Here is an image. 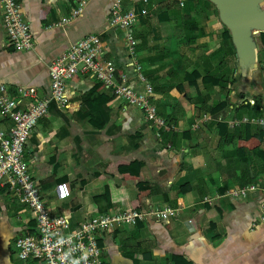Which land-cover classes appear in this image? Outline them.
<instances>
[{"label": "crops", "instance_id": "1", "mask_svg": "<svg viewBox=\"0 0 264 264\" xmlns=\"http://www.w3.org/2000/svg\"><path fill=\"white\" fill-rule=\"evenodd\" d=\"M75 1L18 0L34 37V48L27 52L10 46L0 4V84L11 90L34 87L39 98L49 97L52 62L73 43L94 34L101 37L103 60L127 72L131 86L142 92L144 86L130 66L126 31L109 24L115 0H90L75 20L57 26L71 14ZM151 1L159 3L155 15L141 18L134 26L139 42L137 59L154 87L158 115L173 129L157 138V129L146 121L141 109L116 98L92 75L78 74L68 83V107L52 103L28 140L26 160L32 176L47 207L54 214L67 216L72 228L109 210L133 208L141 183L150 187L141 200V210H179L177 218L169 222L149 218L136 227L103 232L99 241L102 264H264L262 194H250L244 200L229 195L240 187L246 168L242 163L245 156L231 142L236 140L232 132L249 125L229 128L222 121L227 112L221 111L194 131L196 120L211 114L210 108L223 102L227 94L220 87H207L190 104L184 100L189 95L186 84L192 79L191 70L206 76L231 67L228 60L235 57L224 40L227 28L214 5L202 0H187L184 7L176 2ZM234 64L232 76L242 84L238 59ZM236 72L240 76L234 77ZM242 85L228 93L230 108L264 94L250 84L243 95ZM180 86H185V91ZM232 117L240 118L237 112ZM7 125L2 122L4 128ZM251 128L259 132L264 127ZM120 160L142 163L140 178L123 180L107 174L108 167ZM258 179L262 181L264 176ZM109 180L127 189L128 200L114 202L101 212L105 204H97L95 198L105 194ZM60 182L71 188L72 196L65 202L54 199ZM185 186L191 189L182 195ZM210 207L221 212L215 228L211 223L218 214H209ZM36 234L33 212L0 186V264H40L21 261L15 247L19 237Z\"/></svg>", "mask_w": 264, "mask_h": 264}, {"label": "built area", "instance_id": "2", "mask_svg": "<svg viewBox=\"0 0 264 264\" xmlns=\"http://www.w3.org/2000/svg\"><path fill=\"white\" fill-rule=\"evenodd\" d=\"M176 2L184 7L186 0H163ZM90 0H76L75 7L68 17L63 18L57 26H66L87 7ZM3 8V25L10 46L19 52L34 48V37L29 23L22 12L18 0H0ZM159 8V3L151 0H115L111 7L109 24L113 28H123L127 43L130 66L136 78L143 84L142 92L131 86L127 72H120L110 61L103 60L104 48L101 37L91 34L76 43L57 57L49 68L51 93L47 98H39L34 87H18L11 90L0 84V186L7 188L34 214L37 234L21 236L16 240L17 257L27 262L36 260L40 264H102L103 250L100 235L120 227H136L149 218L169 222L176 219L179 210L166 207L163 209H121L109 210L85 220L72 228L65 215H57L47 207L44 194L34 180L29 163L26 160V145L36 130L41 119L49 113L52 103L59 107H68V83L78 74H89L98 79L112 94L129 105L144 112L145 119L157 129V138L163 132H170L173 126L158 115L154 103V87L148 82L143 66L137 59L139 44L134 26L141 18H152ZM31 100V102H27ZM255 105L256 99L249 100ZM228 114V113H227ZM213 115L204 114L198 118L192 129L198 130L203 124L213 120ZM224 121L229 128L240 126H262L264 118L243 116L231 117ZM2 122L7 123L4 128ZM261 193L264 198V184L252 183L232 189L229 195L244 200L250 194ZM72 192L67 182H60L55 188L54 199L65 202ZM210 204L213 200L208 199ZM261 222L264 223V199L260 204Z\"/></svg>", "mask_w": 264, "mask_h": 264}, {"label": "trees", "instance_id": "3", "mask_svg": "<svg viewBox=\"0 0 264 264\" xmlns=\"http://www.w3.org/2000/svg\"><path fill=\"white\" fill-rule=\"evenodd\" d=\"M187 1V0H186ZM196 0H188V2H194ZM206 2L208 6H213L210 2L206 0H202ZM257 43L259 45V64L264 63V33H259L256 35ZM224 40L226 41L227 45L231 47V51L233 56L236 58V51L232 44L231 36L228 30H226L224 34ZM222 65V63H221ZM226 65V64H225ZM263 67L260 69L259 73L255 77V84L254 90L263 91L264 90V72L261 73ZM192 79L187 81V86L189 90V95L186 96L184 99L187 104H190L191 101L202 94V89H206L207 87H220L221 90L227 94V98L223 101L218 103L215 107L210 108V113L212 115L218 114L221 111H226L227 118H231L234 113L237 112L240 118L245 115H249L255 118H264V100L261 97V94H258L259 97L256 98L255 105H251L249 99L243 101L241 105L236 106L234 105L233 108H230L231 100L228 98V93H231L233 89L241 86L243 84L240 83L239 78L231 79V76L234 73V70H231L229 67H225L224 70L221 69L218 75H206L202 76L197 70H191ZM263 74V76H262ZM259 80H257V78ZM263 77V78H262ZM263 79V80H262ZM259 82V83H258ZM103 85V84H102ZM104 86V85H103ZM241 94H246L248 89V84H243ZM252 86L250 88H252ZM105 87V86H104ZM232 87V88H231ZM107 88V87H106ZM181 90L185 91V86H180ZM253 90V91H254ZM238 94V93H237ZM236 94V95H237ZM239 95V94H238ZM171 125V124H169ZM237 128L233 130V138L235 137L236 140L231 139L232 144L234 143L235 149L237 152H242L245 156L242 159V163L246 166L245 173L242 174L240 179V187L258 183L264 184V179L259 181L260 176H264V128L261 129L259 132H253L251 126H245L243 128ZM224 137L226 138L228 134L227 126H224ZM226 144L229 143L227 139ZM254 159L257 160L258 165L255 164ZM142 163L139 162H128L124 160L117 161L111 164L107 169V174L111 175L112 177H119L123 180H137L140 178V173L142 170ZM259 168V171L256 169ZM101 177V176H100ZM139 188L141 193L139 198L133 202V209L141 210V200L145 196H147L150 192V187L148 185L139 184ZM190 186H185L181 188V194H185L186 192L190 191ZM128 200V192L124 186H118L114 183L113 180H109L108 184L106 185V192L104 195L96 197L95 202L99 205L105 204V206L101 209V212L106 211L108 208L112 206V203L119 202L124 204ZM212 212L217 213V219L213 220L211 223L212 228L216 227L217 222L221 219V212L219 209L215 207L209 208V214L212 215Z\"/></svg>", "mask_w": 264, "mask_h": 264}, {"label": "water", "instance_id": "4", "mask_svg": "<svg viewBox=\"0 0 264 264\" xmlns=\"http://www.w3.org/2000/svg\"><path fill=\"white\" fill-rule=\"evenodd\" d=\"M217 9L230 33L243 84L250 85L260 71L256 35L264 33V0H206Z\"/></svg>", "mask_w": 264, "mask_h": 264}, {"label": "rangeland", "instance_id": "5", "mask_svg": "<svg viewBox=\"0 0 264 264\" xmlns=\"http://www.w3.org/2000/svg\"><path fill=\"white\" fill-rule=\"evenodd\" d=\"M228 61H231V62H230L231 67H230V68H232V69H233V68H236V67H235V66H236V65H235L236 63L234 64V61H235V60H234V58H233L232 56L230 57V60H228ZM230 64H229V65H230ZM259 65H261V64H259ZM260 68H262V67H260ZM232 69H231V70H232ZM263 72H264V69H262L261 73H263ZM263 74H264V73H263ZM263 74H262V76H263ZM234 75H235V74H234ZM238 75H239V72H236V75H235L234 77H238ZM239 76H240V75H239ZM241 78H242V77H241ZM262 78H263V77H262ZM231 79H233V76L231 77ZM239 79H240V78H239ZM259 79H260V78H259V76H258L257 80H259ZM260 80H261V79H260ZM262 80H263V79H262ZM258 83H259V82H258ZM251 84L254 85V84H255V81L252 82ZM248 87H249V86H248ZM262 95L264 96V94H262ZM250 99H252V98H250ZM250 99H249V100H250ZM263 100H264V98H263ZM248 116H249V115H248Z\"/></svg>", "mask_w": 264, "mask_h": 264}]
</instances>
